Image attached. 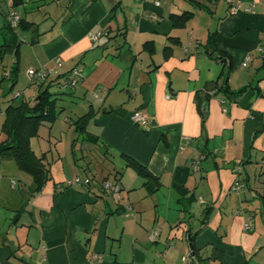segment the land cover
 <instances>
[{"label": "crops", "instance_id": "crops-1", "mask_svg": "<svg viewBox=\"0 0 264 264\" xmlns=\"http://www.w3.org/2000/svg\"><path fill=\"white\" fill-rule=\"evenodd\" d=\"M2 1L35 23L30 62L50 69L46 83L82 71L59 98H80L96 136L87 141L118 151L125 172L113 174L118 200L103 187L107 156L91 161L94 172H72L52 145L32 147L51 175L34 191L31 175L2 155L0 264H97L94 254L98 264H198L192 233L202 264H264V0ZM185 10L192 17L173 25ZM30 82L16 97L34 95ZM75 175L90 185H67Z\"/></svg>", "mask_w": 264, "mask_h": 264}, {"label": "trees", "instance_id": "trees-1", "mask_svg": "<svg viewBox=\"0 0 264 264\" xmlns=\"http://www.w3.org/2000/svg\"><path fill=\"white\" fill-rule=\"evenodd\" d=\"M21 0H11L12 7H16ZM193 4H197L198 6L201 5L198 0H188ZM10 10H15L13 8L4 11L2 14L5 18V23L0 26L3 36V42L0 44V59L2 58L3 54L6 51H11L14 53L16 57V62L12 65V68L9 72L3 69V75L7 76L11 83H10V90L17 82L18 76V57L20 54V39H19V32H27L30 28L35 24L34 22L28 21L25 17H22L18 12L20 18L18 23L15 26H12L8 19L6 18L7 13ZM193 15L192 11L185 10L179 14H172V22L175 26H182L185 22L190 19ZM6 29V32L4 31ZM33 36H30V43L33 42ZM24 41V39H23ZM151 44V42H150ZM209 51V50H208ZM210 52V51H209ZM223 58V62H224ZM45 66V65H41ZM40 67V66H38ZM35 67V68H38ZM48 68V67H47ZM77 68V67H73ZM61 74L63 76L62 84H58L57 91L53 92L50 90V86L53 84L52 80L46 83L47 79L43 81H31L30 84L35 88V93L33 96L28 97L27 99H22L20 103L14 104L10 103L6 106L4 110V118L2 121V132L4 134V139L0 141V159L2 155H8L13 157L19 169L23 170L24 172L31 175L33 180V190L39 191L43 188L44 184L47 180L51 178L49 166L45 161V152L41 154H37L31 146V139L33 137L38 136L39 128L42 124H49L51 125L57 118L58 113L61 109L58 106V96L59 93L63 92L60 90L61 87L64 85V77L67 76L71 70ZM49 69V68H48ZM79 69V68H78ZM228 72H226L227 75ZM226 80V77H225ZM228 85L226 83V87L224 88L225 91H228ZM91 118V112H87L77 119L73 121L72 124L75 127L79 126L80 128H85ZM87 133V138L89 140L96 139V136L92 132ZM127 164L134 167L138 172L143 175H148L146 168L130 156H127ZM84 177V176H82ZM89 178V177H88ZM107 181V180H106ZM91 179L89 178V183H84L86 185H90ZM112 183V182H111ZM105 184V181L103 182ZM114 185V184H113ZM104 187V185H103ZM105 189V187H104ZM106 190V189H105ZM119 191V190H118ZM111 195H113L112 191H107ZM120 195V192H118ZM113 197H115L113 195ZM116 198V197H115ZM118 199V198H116ZM121 199V195H120ZM118 199V200H120ZM128 203L130 208H126L125 204ZM122 205L125 208V213H128L131 209V204L128 201H124ZM158 234V232H157ZM194 235L191 234V254L197 255L198 264H202L201 257L199 256V249L195 247L193 242ZM191 254L188 255V259L192 256Z\"/></svg>", "mask_w": 264, "mask_h": 264}, {"label": "rangeland", "instance_id": "rangeland-1", "mask_svg": "<svg viewBox=\"0 0 264 264\" xmlns=\"http://www.w3.org/2000/svg\"><path fill=\"white\" fill-rule=\"evenodd\" d=\"M4 11H6V4L2 0H0V26H2L6 22L2 14ZM4 31L6 32V29H4ZM30 36L31 32H19V39L21 41L20 49L21 51L22 48L24 49L22 51V58L19 56L17 59L19 67L17 76L18 80L11 90V81L7 76L3 75L2 69H5L9 72L14 62H16V57L13 52L6 51L0 59V140L4 135L1 126L4 118V110L8 103V100L12 98L15 104L21 102L22 96L13 97V93L20 90V83L26 85L28 81L26 65L31 63L33 67H37L35 63L30 62L31 52L30 49H28ZM2 42L3 36L0 29V44ZM60 88H62V91H67L66 89H72L71 87L65 85H63V87L60 86ZM50 90L55 92L59 89L57 86L51 85ZM62 95H64L62 96V98H59L60 95H58V106L61 110L58 113V116L54 123H52L53 126L51 128V136H49L51 138L53 136L57 137V139H60L61 142H57V144H55L57 146L49 143L47 140V136L49 135L50 130L49 124H42L40 126L41 135L38 138L35 137L32 139V147L39 153L40 149H43L44 146L45 148H49V145H52V150L55 151V154H60L62 160L65 162V165L67 166V168H71L72 172L76 171V169L78 168L77 165H79V169H82L83 171V168L86 166V164H89L90 169L94 172V164L91 161H93V159L101 158L105 155L108 158L107 162H110L108 163L109 165L106 166L108 167V170H104L106 172L104 175L108 176L107 181L112 182V184H117V181L113 174L116 173V170L119 171V174H123L125 172L123 169L125 162L120 159V153L113 148H110V150L106 152L101 144H92L87 141L86 131H88L89 128L87 126L85 128H80L79 126L75 127V125L71 124L70 122L74 119H77V117L82 114V107L84 105L80 103V98H75V100L70 99L69 95H67L66 93ZM40 144L42 146H40ZM48 153L50 155L51 152H49L48 150ZM105 164L106 162L101 164V166ZM104 175H97V178L95 180L96 185L98 184V182H100L102 176ZM134 176L135 178H137V180H142V177L137 175ZM134 181H136V179Z\"/></svg>", "mask_w": 264, "mask_h": 264}, {"label": "built area", "instance_id": "built-area-1", "mask_svg": "<svg viewBox=\"0 0 264 264\" xmlns=\"http://www.w3.org/2000/svg\"><path fill=\"white\" fill-rule=\"evenodd\" d=\"M239 7V3L235 2L232 3L230 10L234 11L237 10ZM6 18L8 19L9 23L12 26H15L18 23V20L20 18L18 12L16 10H10L7 13ZM100 35V32L97 33H93L92 37L93 38H97ZM55 62L57 65L60 64L61 60L59 58L55 59ZM245 64V63H244ZM27 74L29 76V78L31 79V81H43L46 78L49 77L50 75V69H48L46 66H40L38 68H34V67H30L27 69ZM83 73L80 69L78 68H73L71 70V72L64 77V85L68 86V87H74L76 86L78 83H80L83 79ZM20 94L19 91H16L15 93H13V97H16ZM134 117V119L136 121H138L140 124H142L143 126H145L147 124V119L146 116L139 110L135 111L132 115ZM194 168H199V164L197 162H195L193 164ZM67 185H72V184H76V183H89V178L86 177H82L79 175H75L72 178H69L67 181ZM243 184L240 183L239 180L235 181L232 186H231V190L236 191L238 190ZM104 187L106 189V191H112L113 195L120 199V195H119V189L117 188L116 185H113L110 181H105ZM126 208H130L129 204L126 203L125 204ZM246 226L248 227V224H246ZM157 235V231L156 230H152V232L150 233L149 237L151 238V240H153ZM93 259L94 262H96L97 264L100 262V258L98 255L94 254L93 255Z\"/></svg>", "mask_w": 264, "mask_h": 264}, {"label": "water", "instance_id": "water-1", "mask_svg": "<svg viewBox=\"0 0 264 264\" xmlns=\"http://www.w3.org/2000/svg\"><path fill=\"white\" fill-rule=\"evenodd\" d=\"M189 244H190V246H192V243L191 242Z\"/></svg>", "mask_w": 264, "mask_h": 264}]
</instances>
